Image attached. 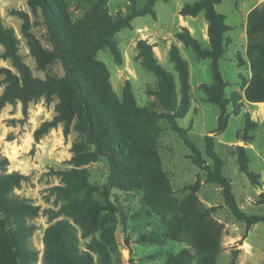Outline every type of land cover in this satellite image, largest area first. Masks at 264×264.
<instances>
[{
  "label": "rangeland",
  "instance_id": "374dc122",
  "mask_svg": "<svg viewBox=\"0 0 264 264\" xmlns=\"http://www.w3.org/2000/svg\"><path fill=\"white\" fill-rule=\"evenodd\" d=\"M136 1L139 6L145 2ZM186 1H157L154 18L149 15L135 17L130 27L119 30L116 39L122 56L121 64L114 62L108 51H99L97 57L106 65L112 88L120 102L123 101L125 82L129 81L139 106L162 113L159 82L142 65L136 42L145 39L153 45L161 67L173 76L175 93L180 101L178 72L169 62L168 55L170 46L176 45L188 65L189 85L187 108L177 119L178 125L187 131L189 139L210 167L214 161L205 154L204 137L212 135L214 150L222 161L221 173L230 181L238 206L247 214L262 215L264 101H249L244 91L251 77L250 59L246 53L247 15L264 0H222L215 5L227 24L224 53L217 60L225 82L222 93L227 101V123L225 129L218 133L214 130L219 108L208 101L202 87L212 81L211 61L209 58L197 59L192 50L174 36L181 27H186L201 47L209 46L203 13L195 16L178 13ZM64 2L73 21L82 17L87 0ZM107 7L112 16L125 14L127 0H107ZM11 9L27 12L30 31L40 45L46 49H52V45L39 11H34L27 0H0L1 22L13 28L18 39V51L31 75L63 77L65 71L59 60L49 62L44 69L37 68L36 59L20 32L22 19L10 14ZM2 52L0 44V67L16 72L10 60L1 57ZM2 79L3 75H0V94L5 86ZM58 102L57 95L49 103L43 98L30 101L26 115L19 101L6 103L0 108V153L8 158L7 171H19L26 176L14 192L39 207L37 215L24 216L27 224L34 225L28 241L37 251L35 264H43L46 228L60 219L72 225L73 243L78 251L88 249L91 239H97L107 246L110 264H171L176 257L179 264H264V222L249 226L247 236L240 241L245 223L237 221L224 204L221 188L215 183L205 182V170L192 162L190 149L176 132L168 129L162 118L149 124L142 121L139 128L130 130L137 145L135 161L141 167L148 163L158 172L152 177L144 169L141 176H137L144 180L142 189L111 187L107 198L114 209L112 212L102 210L97 226L90 228V232L84 229L89 223V219L84 218V210L63 209L57 215L64 205L79 199L84 188L77 187L73 180L61 181L55 171L85 169L89 183L94 186L92 200L104 204L107 198L102 194V186L108 176L105 157L80 165L71 162L74 155L72 145L82 139V134L74 126L75 120L66 136L62 125L58 124L37 142L34 140L33 131L42 121L55 115ZM241 152L246 172L238 163ZM196 182L200 186L192 191L189 186ZM65 184L73 187L67 196L58 195L51 189ZM174 231H177V239L171 236ZM2 233L0 229V244L5 241ZM183 250L186 252L181 254ZM91 254L95 264H100L98 255L94 251Z\"/></svg>",
  "mask_w": 264,
  "mask_h": 264
},
{
  "label": "trees",
  "instance_id": "16d2710c",
  "mask_svg": "<svg viewBox=\"0 0 264 264\" xmlns=\"http://www.w3.org/2000/svg\"><path fill=\"white\" fill-rule=\"evenodd\" d=\"M157 1L166 0H145L141 6L136 0H127L126 13L112 16L108 11L107 0H87L82 17L73 21L64 0H27L34 11H39L52 49L42 47L32 34L27 12L11 9L10 14L22 19L20 32L36 59L37 68L44 69L49 62L59 60L65 75L61 78L49 74L44 78L32 76L18 51V39L13 28L5 26L0 18V44L3 46L1 57L9 59L16 69V72H12L8 68L0 67V75H3L2 82L5 85L0 94V108L6 103L19 101L22 112L26 115L30 101L43 98L49 103L51 98L57 95L59 102L55 105V115L39 124L33 131V138L37 142L42 135L58 124L62 125L63 135L66 136L75 120L74 126L82 134V139L72 145L74 155L71 162L80 165L99 157L106 158L108 176L102 186L105 198L111 187L142 189L144 180L137 176L140 177L144 169L152 177L158 173L150 164L145 163L141 167L135 161L137 145L130 130L139 128L142 121L149 124L164 119L168 129L176 132L190 149L189 157L192 162L205 170V182L215 183L221 188L224 204L237 221L245 223V230L240 238L242 241L247 236L249 226L264 222V214H247L238 206L230 181L221 173L222 161L214 150L212 135L204 137L205 154L214 161L213 167H210L202 158L200 150L189 139L187 131L178 125L177 119L187 108L189 85L188 65L176 45L170 46L168 55L169 62L178 72L180 101L177 100L175 93L173 76L161 67L153 51V45L145 39H138L136 42L142 65L159 82L158 97L164 110L162 113L146 106H139L129 81L125 82L123 101L120 102L112 88L106 65L97 57L99 51H108L114 62L121 64L117 32L130 27V22L135 17L149 15L154 18V5ZM221 1L187 0L178 12L182 16L203 13L207 23L208 48L201 47L199 41L186 27H181L180 31L174 34L185 47L192 50L197 59L209 58L211 61L212 81L202 87L208 101L219 108L214 130L216 133L223 131L227 123V101L222 93L225 82L217 64V60L224 53V33L227 30L224 15L215 9V5ZM246 35V53L250 59L251 77L244 93L249 101H264V3L249 11ZM242 159L241 152L238 163L241 170L246 172ZM8 163V158L0 153V229L5 240L0 244V264H35L37 251L28 241L34 225L27 224L24 216L37 215L39 207L14 192L26 176L19 171H7ZM55 173L60 176L61 181L73 180L77 187L84 188L80 198L64 205L57 215L64 210L75 212L84 210V218L89 219L84 229L85 232H90V228L97 226L102 210L112 212L114 209L108 198L106 204L92 200L94 186L89 183L85 169L71 168ZM199 186L200 183L196 182L189 187L196 191ZM72 188L70 184H65L53 186L51 189L58 195L67 196ZM171 236L177 239V231L171 233ZM74 239L72 225L68 221L60 219L49 225L44 234L43 264H95L91 251L98 255L100 264H110L109 252L104 243L91 239L88 249L78 251L74 246ZM184 252L186 251L180 253ZM171 264H179L178 257Z\"/></svg>",
  "mask_w": 264,
  "mask_h": 264
}]
</instances>
